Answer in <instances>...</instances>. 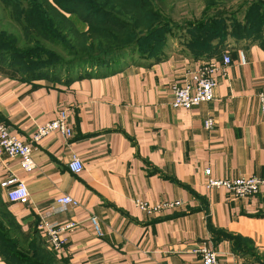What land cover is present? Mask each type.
I'll return each instance as SVG.
<instances>
[{
  "label": "crops",
  "instance_id": "1",
  "mask_svg": "<svg viewBox=\"0 0 264 264\" xmlns=\"http://www.w3.org/2000/svg\"><path fill=\"white\" fill-rule=\"evenodd\" d=\"M225 52L232 61L213 74L214 99L175 108L171 84L189 81L209 60L222 63ZM261 91L264 47L254 40L228 42L209 57L181 51L154 62L134 57L72 79L24 77L0 63V121L31 141L37 163L26 172L18 157L0 153V182L16 176L29 189L13 202L0 186V198L23 230L37 229L66 264H202L195 249L204 242L220 264H264V187L236 198L223 187L207 188L205 174L210 168L215 178L264 176ZM61 109L69 111L72 136L52 131L34 142L38 127ZM75 158L83 163L77 172L70 168ZM64 195L78 204L61 209L57 199ZM137 200L182 204L150 213ZM71 221L78 225L53 249L45 226ZM0 264L9 263L0 255Z\"/></svg>",
  "mask_w": 264,
  "mask_h": 264
},
{
  "label": "trees",
  "instance_id": "2",
  "mask_svg": "<svg viewBox=\"0 0 264 264\" xmlns=\"http://www.w3.org/2000/svg\"><path fill=\"white\" fill-rule=\"evenodd\" d=\"M18 1L0 0V3L3 4L0 13L13 12L16 16L10 18L18 27L20 25L21 29H25L27 34L32 30L41 34L45 40L59 44L60 49L68 58L63 59L64 55H62L57 59H52L53 61L35 60L32 61V66L23 70V72L15 65L14 59L2 62V58H0V63L3 66L17 70L24 77L55 78L59 77L58 75H64L67 79H72L81 77L87 72H96L100 68H118L127 59H130L134 51L136 52L146 40H148L146 44L149 42V46L145 58L149 60L148 62L158 61L166 57L167 49L166 45L162 47L154 44L158 40L157 38L163 36L164 31L168 34L170 31L177 32L181 29L176 21H172L168 18V15H163V9L160 6L163 1H158V7L156 8L151 1L144 0V4L147 3V8L141 11L137 21L138 26L131 25V31L121 28L120 31L108 35L104 40H96L91 37L90 40L85 41L76 37L77 33H73L72 30L77 31V29L75 26L72 27L70 23L71 28L69 29L66 14L78 13L81 5H87L91 8V12H95L93 11L97 7L94 3L95 0H24L28 4V8H10L19 5ZM249 8V6H244L246 20L242 23L237 18L239 12H241L240 8L230 12L204 15V18L189 21L190 27L187 29L198 32V38L201 40L199 44L204 49L201 53L194 52L192 56L209 57L218 55L228 44L230 38H234L238 43L243 40L260 41L264 47V9L262 7V11H256V17L251 18L252 11ZM3 18L0 17V20ZM233 18L235 19L234 27L229 29L226 22ZM86 21H88L87 16ZM90 21L93 23L92 20ZM23 23H26V25ZM238 30L240 31L237 32ZM3 31L8 33L6 30ZM7 35L9 38H13V41L10 39L5 40L3 45L9 46V44L19 43V41L24 42L18 34L9 33ZM28 35L32 36L33 34ZM154 37V43H152L150 38ZM204 37L206 39H203ZM147 60L142 62H147ZM0 255L9 264H66L58 260L55 254L46 248L37 229L23 230L21 224L5 207L1 198Z\"/></svg>",
  "mask_w": 264,
  "mask_h": 264
},
{
  "label": "rangeland",
  "instance_id": "3",
  "mask_svg": "<svg viewBox=\"0 0 264 264\" xmlns=\"http://www.w3.org/2000/svg\"><path fill=\"white\" fill-rule=\"evenodd\" d=\"M16 1V0H15ZM94 1V0H89ZM95 5L97 6L95 12H91V8L87 5H81L78 13L76 14H66L67 24L69 23L72 27H76L77 38L80 40H90L91 37L94 39L104 40L108 35L118 32L123 29H128L131 31V25H136L137 21L141 15V11L147 8V3L144 4V0H95ZM158 7V1H163L160 3L162 7L163 15H168L172 21H176L181 27L177 32L170 31L163 32V36H159L157 41L154 43L153 39L150 38V41L155 45L162 46L166 45V55L171 51H181L182 53L192 55L195 53H201L203 47L199 44L201 41L198 36V32L193 29H187L190 27L189 21H196L198 19L204 18V15H211L213 13L219 12H230L234 9H241L237 18L241 20V23L246 20L244 17V6H249L252 11L251 18L256 17V11H262L264 9V0H148ZM19 5L12 6L10 8H28V4L24 0L18 1ZM139 3V5H138ZM261 5V6H258ZM243 7V8H242ZM3 9V4L0 3V10ZM13 11V10H12ZM93 13V14H92ZM16 16L12 13H0V17H4L0 20V58L2 62H6L9 59L15 60V65L22 72L23 70L32 66V61L43 60V61H53L52 59H57L58 57L63 56V59L66 58V54L60 49L61 46L57 43L49 42L45 40L41 34H38L35 31L30 30L28 34H33L32 36L28 35L26 30H22L20 25L13 22L10 18ZM86 16L88 21H86ZM93 23H91V21ZM90 21V22H89ZM134 21V22H133ZM228 21V20H227ZM229 29H232L235 24V19H230L226 22ZM26 25V23H23ZM71 27L69 26V29ZM6 30L8 33H6ZM24 31V32H23ZM96 31V32H93ZM238 30L237 32H239ZM18 34L20 39L24 42L19 41V43L9 44V46L3 45V41L12 40L7 34ZM27 38H26V35ZM132 33V32H131ZM2 35H4L2 37ZM44 36V35H43ZM208 37V36H207ZM16 39V38H15ZM203 39H206L204 37ZM13 41V40H12ZM28 41V42H25ZM148 40L142 43V46L134 51L131 58H136L140 61H146L147 58V47L149 46ZM238 43L234 38H230L229 42L231 44ZM29 43V44H28ZM146 54V55H145ZM56 55V56H53ZM27 56V57H25ZM149 60H147L148 62ZM61 76V75H58ZM50 251L51 249L46 246ZM59 263V262H58ZM61 264V263H60Z\"/></svg>",
  "mask_w": 264,
  "mask_h": 264
},
{
  "label": "built area",
  "instance_id": "4",
  "mask_svg": "<svg viewBox=\"0 0 264 264\" xmlns=\"http://www.w3.org/2000/svg\"><path fill=\"white\" fill-rule=\"evenodd\" d=\"M239 59L242 63L246 62L244 50H239ZM232 61L231 55L228 52L223 54L222 63L215 60H209L203 63L197 71L192 74L189 81L184 83H172V105L175 108L190 109L204 102H209L214 99V90L216 81L213 78L215 71L219 68H225ZM258 98L261 105V113L264 119V91L258 93ZM69 111L67 109L59 110L58 116L48 123L38 127L32 140L39 141L43 136L52 131H60L67 137H71L73 128L69 121ZM207 128L214 125L213 119H208L205 122ZM33 144L31 141H23L16 135L9 132L7 125L0 121V153H6L10 157H18L22 169L26 172H33L37 168V163L33 157ZM72 171L77 172L83 168V163L79 158H75L70 163ZM207 175V188H225L233 197L245 198L252 196L264 187V176H238L230 179L215 178L212 175L210 168L205 169ZM0 186L6 189L7 197L10 201L16 202L26 199L29 196V189L24 180L16 176H10L0 182ZM60 208L63 209L68 205H77L73 197L69 195L61 196L57 199ZM182 204L180 200L164 201L158 205L152 206L144 200H137V205L144 211L155 212L167 208H175ZM92 227L98 236L103 235L102 227L97 216L91 217ZM78 224L74 221L59 225L49 223L45 226L46 237L53 249H60L63 245L61 235L69 230H73ZM195 252L201 257L202 264H220L218 253L213 248L209 247L205 242L198 245Z\"/></svg>",
  "mask_w": 264,
  "mask_h": 264
}]
</instances>
